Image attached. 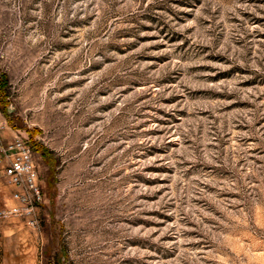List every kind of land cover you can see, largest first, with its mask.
<instances>
[{"label": "rangeland", "instance_id": "1", "mask_svg": "<svg viewBox=\"0 0 264 264\" xmlns=\"http://www.w3.org/2000/svg\"><path fill=\"white\" fill-rule=\"evenodd\" d=\"M0 70V264H264V0H0Z\"/></svg>", "mask_w": 264, "mask_h": 264}, {"label": "built area", "instance_id": "2", "mask_svg": "<svg viewBox=\"0 0 264 264\" xmlns=\"http://www.w3.org/2000/svg\"><path fill=\"white\" fill-rule=\"evenodd\" d=\"M3 75L0 70V79ZM7 126L4 111L0 108V133ZM0 161L4 163L7 181L13 187L11 202L1 208L0 217L24 216L35 224L36 209L42 203L43 191L32 147L18 130L11 140L0 137Z\"/></svg>", "mask_w": 264, "mask_h": 264}, {"label": "trees", "instance_id": "3", "mask_svg": "<svg viewBox=\"0 0 264 264\" xmlns=\"http://www.w3.org/2000/svg\"><path fill=\"white\" fill-rule=\"evenodd\" d=\"M5 77H3V79H2V81H0V91L3 89V86H4V84H5ZM6 104H5V107L3 108V107H0L4 112H6Z\"/></svg>", "mask_w": 264, "mask_h": 264}, {"label": "crops", "instance_id": "4", "mask_svg": "<svg viewBox=\"0 0 264 264\" xmlns=\"http://www.w3.org/2000/svg\"><path fill=\"white\" fill-rule=\"evenodd\" d=\"M3 136V135H2Z\"/></svg>", "mask_w": 264, "mask_h": 264}]
</instances>
